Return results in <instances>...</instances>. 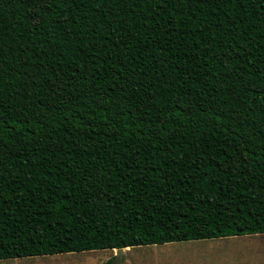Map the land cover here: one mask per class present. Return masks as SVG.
Returning a JSON list of instances; mask_svg holds the SVG:
<instances>
[{
  "label": "trees",
  "instance_id": "16d2710c",
  "mask_svg": "<svg viewBox=\"0 0 264 264\" xmlns=\"http://www.w3.org/2000/svg\"><path fill=\"white\" fill-rule=\"evenodd\" d=\"M263 233L264 0H0V260Z\"/></svg>",
  "mask_w": 264,
  "mask_h": 264
},
{
  "label": "rangeland",
  "instance_id": "374dc122",
  "mask_svg": "<svg viewBox=\"0 0 264 264\" xmlns=\"http://www.w3.org/2000/svg\"><path fill=\"white\" fill-rule=\"evenodd\" d=\"M115 249L1 259L0 264H108ZM118 264H264V233L143 245L125 250Z\"/></svg>",
  "mask_w": 264,
  "mask_h": 264
},
{
  "label": "water",
  "instance_id": "95a60500",
  "mask_svg": "<svg viewBox=\"0 0 264 264\" xmlns=\"http://www.w3.org/2000/svg\"><path fill=\"white\" fill-rule=\"evenodd\" d=\"M117 256L113 259V261L110 264H118L122 254L125 252V248H116Z\"/></svg>",
  "mask_w": 264,
  "mask_h": 264
},
{
  "label": "bare ground",
  "instance_id": "6f19581e",
  "mask_svg": "<svg viewBox=\"0 0 264 264\" xmlns=\"http://www.w3.org/2000/svg\"><path fill=\"white\" fill-rule=\"evenodd\" d=\"M131 247H127V248H125V250H129Z\"/></svg>",
  "mask_w": 264,
  "mask_h": 264
}]
</instances>
